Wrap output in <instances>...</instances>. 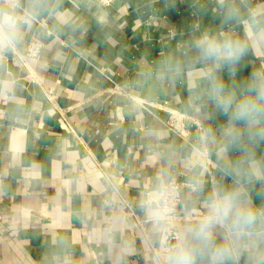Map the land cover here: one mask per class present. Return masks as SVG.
I'll return each instance as SVG.
<instances>
[{"label": "crops", "instance_id": "0c3cea01", "mask_svg": "<svg viewBox=\"0 0 264 264\" xmlns=\"http://www.w3.org/2000/svg\"><path fill=\"white\" fill-rule=\"evenodd\" d=\"M238 18L224 23L229 7ZM0 10L28 14L15 46L0 52V264H169L183 243L155 254L161 223L156 202L171 180L180 190V215L205 213L206 199L233 177L220 170L217 140L227 118L211 103L201 106L210 66L190 48L203 31L243 40L244 21L264 0H0ZM37 38V59L26 57ZM179 63L170 81L157 70ZM264 66V45L234 68L216 73L228 87ZM33 70L49 99L29 82ZM206 99V97H205ZM143 103H146L143 104ZM170 111L186 115V136L165 127ZM264 167V142L253 146ZM243 152L234 148L228 159ZM247 167V165H244ZM249 206L264 210V181L243 183ZM225 230H214L216 244ZM247 245V247H245ZM226 264H264V239L241 241ZM194 264H212L197 254Z\"/></svg>", "mask_w": 264, "mask_h": 264}, {"label": "clouds", "instance_id": "9594fccd", "mask_svg": "<svg viewBox=\"0 0 264 264\" xmlns=\"http://www.w3.org/2000/svg\"><path fill=\"white\" fill-rule=\"evenodd\" d=\"M12 8L17 5L13 3ZM239 9L230 6L224 23L238 18ZM30 23L28 14L19 16L15 12L0 10V52L12 49L20 39L21 25ZM245 38L233 37L226 32L211 33L203 31L194 37L190 48L195 52L198 62L209 65L205 74L209 86L204 97H197L201 106L211 103L215 110L227 118L220 130L218 141L211 128L203 130L202 139L218 145L220 170L224 176L233 177L234 186H218L206 199L204 207L207 214L195 225L185 229L182 245L169 257V264H194L196 255L207 254L212 264H226L239 254L241 241L248 237L264 239V210L249 206L243 183L264 181V167L254 159L253 146L264 142V66L247 76L235 90L228 87L216 73L228 69L234 75V68L249 51V47L264 45V12L253 10L244 21ZM180 71V65L166 63L157 70L156 78L170 81ZM206 97V99H205ZM241 149V159L232 162L228 152ZM244 165H247L245 167ZM222 226L226 232L224 242L216 244L213 230ZM247 247V245H245ZM259 255L264 250L258 249Z\"/></svg>", "mask_w": 264, "mask_h": 264}, {"label": "built area", "instance_id": "2783aa9c", "mask_svg": "<svg viewBox=\"0 0 264 264\" xmlns=\"http://www.w3.org/2000/svg\"><path fill=\"white\" fill-rule=\"evenodd\" d=\"M9 5L15 3L17 5L18 0H1ZM103 5H110L113 0H98ZM244 1V0H241ZM43 48V43L37 39L32 38L27 47L26 57L30 59H37L41 50ZM29 82L37 84L46 97H49L52 94V89L44 87L38 78L37 74L31 70L27 74ZM146 105V103H143ZM186 115L178 111H170L167 120L164 122L165 127L169 130L177 133L181 136H186L187 131L184 127V120ZM188 186L191 189L195 188L191 184L171 180L167 182L159 192L156 206L158 209L157 220L161 223L160 229V239L159 245L156 248H153V252L158 254L159 252L169 251L171 248L176 246L179 241V228L185 222L189 221H199L202 219L205 213H193L191 215H180L178 213V207L180 205L181 197L180 190L182 187ZM222 227V226H220ZM223 228V227H222ZM224 229V228H223ZM225 230V229H224ZM226 231V230H225Z\"/></svg>", "mask_w": 264, "mask_h": 264}]
</instances>
